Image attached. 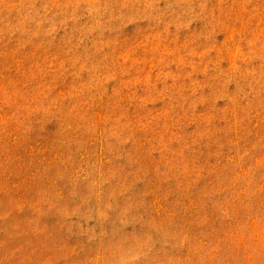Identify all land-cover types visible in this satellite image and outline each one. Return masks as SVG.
<instances>
[{"label":"rangeland","instance_id":"obj_1","mask_svg":"<svg viewBox=\"0 0 264 264\" xmlns=\"http://www.w3.org/2000/svg\"><path fill=\"white\" fill-rule=\"evenodd\" d=\"M0 264H264V0H0Z\"/></svg>","mask_w":264,"mask_h":264}]
</instances>
